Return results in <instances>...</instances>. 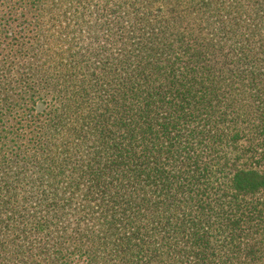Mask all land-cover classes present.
I'll return each instance as SVG.
<instances>
[{
	"label": "trees",
	"instance_id": "trees-1",
	"mask_svg": "<svg viewBox=\"0 0 264 264\" xmlns=\"http://www.w3.org/2000/svg\"><path fill=\"white\" fill-rule=\"evenodd\" d=\"M0 264H264V0H0Z\"/></svg>",
	"mask_w": 264,
	"mask_h": 264
}]
</instances>
